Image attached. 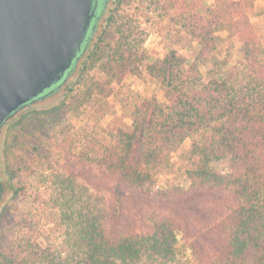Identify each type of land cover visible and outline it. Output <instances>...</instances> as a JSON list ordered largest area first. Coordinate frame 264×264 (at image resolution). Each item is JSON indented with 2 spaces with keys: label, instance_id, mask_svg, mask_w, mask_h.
I'll list each match as a JSON object with an SVG mask.
<instances>
[{
  "label": "trees",
  "instance_id": "1",
  "mask_svg": "<svg viewBox=\"0 0 264 264\" xmlns=\"http://www.w3.org/2000/svg\"><path fill=\"white\" fill-rule=\"evenodd\" d=\"M135 3L133 14L109 18L111 41L84 47L69 73L36 100L65 86L61 106L70 116L90 109L101 120L105 101L134 76L158 81L165 101L137 98L128 116L85 130L77 153L66 140L58 150L69 146L80 171L45 157L32 184L15 190L33 207L26 224L2 235L0 264H264V43L250 16L254 1ZM155 16L197 45L191 60L172 49L149 63L144 25ZM189 139L183 173L160 187ZM199 198L220 240L196 254V246L182 245L185 224L168 205Z\"/></svg>",
  "mask_w": 264,
  "mask_h": 264
},
{
  "label": "rangeland",
  "instance_id": "2",
  "mask_svg": "<svg viewBox=\"0 0 264 264\" xmlns=\"http://www.w3.org/2000/svg\"><path fill=\"white\" fill-rule=\"evenodd\" d=\"M253 9L250 16L254 23L258 24L260 35L264 43V0H253ZM136 0H108L106 12L101 16L97 29L92 36L88 47L91 48L100 37L105 42L113 38L111 15L121 14L128 11L135 12ZM154 17V16H153ZM144 22V20H143ZM149 30V37L145 48L150 54L149 63L162 60L170 50H179L184 56L191 60L193 53L197 52V45H192L186 34H180L170 27L165 21L155 20L144 25ZM110 27V28H109ZM108 30L107 34L103 33ZM114 29V27H113ZM222 38L220 48L226 52L230 46L227 33L219 34ZM87 54V53H86ZM85 54V55H86ZM84 55V56H85ZM84 58V57H83ZM241 58L240 48L236 47L233 61ZM83 59L79 60V64ZM78 64V65H79ZM206 73V68H201ZM76 71L73 76H75ZM93 74V72H92ZM72 76V77H73ZM65 92V86L52 96L33 101L22 110L18 111L4 125L0 135V243L2 235L7 234L9 227L18 223L26 224L28 220L24 217L31 212L32 205L22 196L16 195V188H21L34 181L35 170L40 169V164L45 157H50L53 164L67 170L75 167L81 170L78 162L68 154L69 146L63 151L58 148L66 140L73 141L74 151L78 150L79 142L85 130L93 127L106 126L114 117H124L129 114V107L133 101L140 97H156L158 101L164 102V91L158 81L129 76L122 84L116 87L113 96L105 101L107 114L100 120V113L87 110L80 116H70L61 106V96ZM129 122V120H126ZM192 145V140H187L181 149L173 156L171 169L159 179L160 187H164L167 181L176 180L183 173L187 163L185 157ZM81 174V172H79ZM94 174H96L94 172ZM169 209L179 217L185 224L186 231L181 235V243L186 248L195 249L198 254L208 244L217 243L220 238L212 235V215L207 209L206 201L199 198L194 202H181L168 205ZM44 220L37 221L39 228H43ZM6 239V238H5ZM10 240V238H9ZM193 252V251H191Z\"/></svg>",
  "mask_w": 264,
  "mask_h": 264
},
{
  "label": "water",
  "instance_id": "3",
  "mask_svg": "<svg viewBox=\"0 0 264 264\" xmlns=\"http://www.w3.org/2000/svg\"><path fill=\"white\" fill-rule=\"evenodd\" d=\"M94 15L92 0H0V132L69 73Z\"/></svg>",
  "mask_w": 264,
  "mask_h": 264
},
{
  "label": "flooded vegetation",
  "instance_id": "4",
  "mask_svg": "<svg viewBox=\"0 0 264 264\" xmlns=\"http://www.w3.org/2000/svg\"><path fill=\"white\" fill-rule=\"evenodd\" d=\"M107 3H108V0H92V7H93V9L95 10V15H94V17L92 18V21H91V27H90V29H89V31H88V39L86 40V42H85V45H84V47L85 48H88V43H89V39L91 40L92 39V37H91V35H93L94 34V32L96 31V29H97V25H98V23H99V20H100V18H101V16L102 15H104V13L106 12V7H107ZM29 105V104H28ZM27 106V105H26ZM26 106H24V107H26ZM23 107V108H24ZM23 108H21L20 110H22ZM19 110V111H20ZM18 112V111H17ZM16 112V113H17ZM15 113V114H16ZM15 114H13L12 116H10L8 119H7V121L4 123V125L9 121V119H11ZM4 125L2 126V128H1V132H0V135H1V133H2V129H3V127H4ZM1 193H2V190L0 189V197H1Z\"/></svg>",
  "mask_w": 264,
  "mask_h": 264
}]
</instances>
